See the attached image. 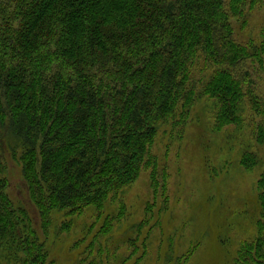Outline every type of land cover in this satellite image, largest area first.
<instances>
[{
    "label": "trees",
    "instance_id": "16d2710c",
    "mask_svg": "<svg viewBox=\"0 0 264 264\" xmlns=\"http://www.w3.org/2000/svg\"><path fill=\"white\" fill-rule=\"evenodd\" d=\"M258 4L257 0H0V141L7 137L12 151L21 153L22 175L45 235H51L52 212L74 216L91 206L101 208L107 200L121 199L120 192L144 172L154 197L147 211L158 198L166 203L168 164L154 150L165 122L174 120L185 130L193 110L210 104L202 113H211L216 132L245 127L247 102L259 122L263 120L264 95L262 102L254 101V96L260 97L254 92V78L264 71V30L239 42L232 24L245 17L248 5L253 9ZM202 63L214 71L208 79L196 80ZM262 126L258 123L257 139L264 143ZM239 163L250 171L258 159L244 151ZM205 169L211 176L208 165ZM4 171L0 159L4 261L55 264L51 239L41 241L28 212L14 206ZM257 189L258 236L239 248L234 261L239 264H264V173ZM124 209L122 203L118 218ZM102 220L91 246L100 245L99 235L111 232L113 223L107 217ZM147 220L139 223L138 231ZM72 228L73 223L62 222L59 231ZM85 235L73 247L86 242ZM146 235L143 252L133 250L129 263L144 259ZM194 251L190 247L176 264ZM80 261L107 264L94 258Z\"/></svg>",
    "mask_w": 264,
    "mask_h": 264
},
{
    "label": "rangeland",
    "instance_id": "374dc122",
    "mask_svg": "<svg viewBox=\"0 0 264 264\" xmlns=\"http://www.w3.org/2000/svg\"><path fill=\"white\" fill-rule=\"evenodd\" d=\"M257 1L259 4L253 9L248 5L244 18L232 21L239 42H245L248 34L256 38L264 30V0ZM213 71V66L202 63L195 72L196 80L208 79ZM257 77V80L254 78V92L257 90L260 97L254 96V101L262 102L264 71ZM207 106L210 104L193 110L185 130L174 120L165 122L159 129L154 150L168 164L169 199L166 203H162L165 199L158 198L157 205L147 211L148 202H153L154 197L149 174L144 172L134 185L120 192L121 199L107 200L101 208L91 206L82 216L52 212L51 235H45L42 217L30 198L22 175L20 151H12L7 137L0 141V159L8 181L7 193L16 208L22 207L28 212L40 240L48 243V237L51 239L50 254L55 264H85L80 260L90 258L98 263L131 264L133 257L129 256L130 253L133 250L134 254L139 250L143 252L145 233L146 255L139 264H176L192 246L194 254L186 261L181 260L182 264H239L234 262L239 248L258 236L261 210L257 200V181L264 173V143L257 138L258 123L264 124V118L259 122L258 115L247 102L243 112L247 116L245 127H225L216 132L211 113H202ZM244 151L257 156L258 165L253 170H246L239 163ZM205 165H208L211 176ZM122 203L125 212L118 218ZM106 217L113 223L111 232L105 237L99 235L100 245L96 242L91 246L90 240ZM146 217L147 224L138 231L137 226ZM62 222L73 223L72 231L60 232ZM151 226L155 228L151 230ZM84 235L87 241L78 248L73 247ZM4 253L1 248L0 264H8L3 259Z\"/></svg>",
    "mask_w": 264,
    "mask_h": 264
}]
</instances>
